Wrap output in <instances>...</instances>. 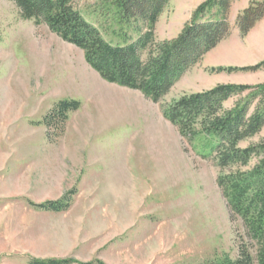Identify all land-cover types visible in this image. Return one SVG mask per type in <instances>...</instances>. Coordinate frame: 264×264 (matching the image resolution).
Here are the masks:
<instances>
[{
    "label": "rangeland",
    "instance_id": "rangeland-1",
    "mask_svg": "<svg viewBox=\"0 0 264 264\" xmlns=\"http://www.w3.org/2000/svg\"><path fill=\"white\" fill-rule=\"evenodd\" d=\"M102 1L78 0L75 7L106 41L121 43L124 30L112 20L104 24L98 16ZM252 1L263 0L233 3L228 17L231 35L154 102L138 91L106 82L86 63L82 50L46 24L23 19L14 2L0 0V264L83 258L106 264H218L239 257L241 244L251 241L217 183L219 176L238 166L222 169L216 155L203 150L204 137L189 143L164 118L163 110L184 95L219 84H264V68L211 71L264 61V19L245 37L236 26L238 15ZM173 15L184 22L173 20ZM168 16L161 20L158 38L155 29L157 43L167 29L176 38L192 18ZM129 35L133 40L138 37L131 31ZM147 58L148 51L143 52V61ZM239 99L228 100L224 107L232 109ZM61 101L81 104L69 114L64 129L41 124ZM262 142L264 127L240 147ZM89 151H98L100 161L92 170L94 177V172L83 170L85 161L95 160L82 155ZM256 163L255 158L241 169ZM83 171L90 174L84 188L77 189ZM70 191L74 193L65 212L72 215L62 222L53 218L55 212L30 205L57 201ZM100 211L109 215L107 219L98 217ZM57 223L63 233L73 226L72 233L81 239L72 256L63 258V243H55ZM104 224L116 237L111 246L96 250L93 243L101 237L95 235ZM127 226L135 252L125 251L128 235L121 247ZM138 245L144 246L142 253L136 251Z\"/></svg>",
    "mask_w": 264,
    "mask_h": 264
},
{
    "label": "trees",
    "instance_id": "trees-1",
    "mask_svg": "<svg viewBox=\"0 0 264 264\" xmlns=\"http://www.w3.org/2000/svg\"><path fill=\"white\" fill-rule=\"evenodd\" d=\"M10 1L18 7L23 19L46 24L65 42L82 50L86 63L103 80L158 102L191 67L231 35L228 17L233 3L239 0H206L176 38L160 43L156 41V25L171 0H104L98 16L105 20L104 24L112 20L124 30L123 40L118 44L106 41L101 30L84 18L75 7L78 0ZM263 19L264 0L252 1L238 15L236 26L245 37ZM130 31L137 34L136 40L129 35ZM146 51L148 58L143 61L142 53ZM263 68L264 61L254 66L218 67L211 71L256 72ZM234 97L240 99L232 109H226L224 104ZM80 105L78 101H61L41 124L48 128L59 124L64 129L69 114ZM163 116L189 143L204 137L203 150L215 154L222 169L238 166L237 170L219 176L217 183L230 212L242 221L251 244H241L236 260L216 263L264 264V142L240 147L242 141L257 135L264 127V84H219L207 91L184 95L164 109ZM255 158V166L241 169ZM73 193L70 191L57 201L39 205L30 202V205L46 212H65ZM30 264L106 263L32 259Z\"/></svg>",
    "mask_w": 264,
    "mask_h": 264
},
{
    "label": "crops",
    "instance_id": "crops-1",
    "mask_svg": "<svg viewBox=\"0 0 264 264\" xmlns=\"http://www.w3.org/2000/svg\"><path fill=\"white\" fill-rule=\"evenodd\" d=\"M205 0H171L169 6L167 7V9H165L164 13L161 15V17L159 18V21L157 23V26H156V35H157V38H158V32H159V26L161 24V20L166 18L167 20L169 19V14H176V13H179V15H185L187 16L186 20L191 18L195 9L197 8V6H199L202 2H204ZM173 20H177L178 22L179 21H182L181 20V17H172ZM184 22V21H182ZM176 25V24H175ZM168 27V26H167ZM166 29V28H164ZM162 41H165V40H171L173 38H175V35L172 34L170 32V29L168 31L165 30L164 31V34H163V37H159ZM117 86V85H116ZM98 152V151H93L92 154H90V151L89 152H83V156L84 158L89 155V156H92L95 158V160H91L90 158L88 159L87 163L85 161L84 163V166H83V170H87V171H91L92 173L94 171L93 168H96L99 164H100V161L98 159H96V155L95 153ZM76 155V157H75ZM81 155V151H80V154L79 153H75L74 154V158H77L78 156L80 157ZM86 171H83L82 174H81V179H80V183H79V186L77 189H83L84 188V184H85V181L87 180V173ZM95 176V172L91 175V177H94ZM88 184H86L87 186ZM90 186V184H89ZM116 187V186H115ZM124 189V187H123ZM124 193V192H123ZM124 197V196H122ZM51 213V212H50ZM53 214V218L55 220H58V222H62L63 220V217L66 218V215L67 216H70L72 215L71 212H60V213H52ZM109 215L105 212H101L100 211V215H98V217H100V219L104 220V219H107ZM72 228L73 226H67V228L65 229V233L61 232V223H57V228L55 227L56 231L54 230V235H55V243H63L62 246H60V248H62L61 250L65 252V255H62V257H68L69 255L72 256L74 255L75 253H73L77 247V245H79L78 243H80L81 239L79 238L78 234L76 236H74V234L72 233ZM54 229V228H53ZM106 229L107 226L106 224H104L102 227H101V230L100 232H98L97 235L95 236H99L101 237V241H97L95 243H93V245H95V248L96 250L99 248V249H102L104 247H109L113 244V240L116 236H110L108 234L109 230L107 231ZM72 234H71V233ZM129 226H127L125 229H123V232L121 234V238H122V242L123 244L121 245V247L123 245H125V240H124V237L128 235L127 237V247L125 248V251L126 252H130V245H129V241H130V238H129ZM90 236V235H89ZM93 236V237H95ZM91 237V236H90ZM86 239V238H85ZM138 248H136L137 250L136 251H141V247H144V246H137ZM123 249V248H122ZM59 249V251H61ZM144 251V249H142ZM131 251L133 252L134 250L131 249ZM135 252V251H134ZM145 252V251H144ZM142 253V251H141ZM140 253V254H141ZM76 256V255H75ZM144 258H142L143 260L146 259V256L142 255ZM76 258H78L76 256ZM79 259V258H78ZM77 259V260H78ZM85 261H81V259H79L78 261H81V262H86V261H89V258H83ZM93 259L90 257V260ZM143 264H146V263H143Z\"/></svg>",
    "mask_w": 264,
    "mask_h": 264
},
{
    "label": "bare ground",
    "instance_id": "bare-ground-1",
    "mask_svg": "<svg viewBox=\"0 0 264 264\" xmlns=\"http://www.w3.org/2000/svg\"><path fill=\"white\" fill-rule=\"evenodd\" d=\"M32 37V36H31Z\"/></svg>",
    "mask_w": 264,
    "mask_h": 264
}]
</instances>
